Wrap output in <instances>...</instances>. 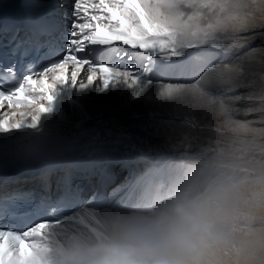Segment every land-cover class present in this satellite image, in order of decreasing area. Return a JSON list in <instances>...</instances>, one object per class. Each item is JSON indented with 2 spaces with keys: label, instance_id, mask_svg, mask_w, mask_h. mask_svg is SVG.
<instances>
[{
  "label": "bare ground",
  "instance_id": "1",
  "mask_svg": "<svg viewBox=\"0 0 264 264\" xmlns=\"http://www.w3.org/2000/svg\"><path fill=\"white\" fill-rule=\"evenodd\" d=\"M56 1L38 0L37 11ZM230 1L234 2L125 0V7L131 8L141 19L134 16L133 24L121 20V29L127 32V37L121 39L143 53V70L104 69L88 74L81 67L65 66L63 70L57 69L33 80L32 89L27 90V102L14 104L11 110L0 109V159L18 146H35L38 152L57 160L73 156L93 162L119 160L125 165L133 158L138 159L142 164L137 162L133 167L138 165L141 174L147 170L149 175L141 177L139 174L134 180L119 183L110 193L121 196L135 191L143 198L140 189L148 185L150 175L158 168L156 179L162 180L160 192L164 199L156 209L161 211L197 167L193 159H188L196 148L182 157L183 145L199 144L201 138L208 135L209 130L203 127L204 121L211 119L206 114L207 109L224 106L237 110L231 113L237 115L264 104V4L250 0L252 4L246 7L244 3L249 0H243V5L233 7ZM240 17L246 18L248 23L237 30L235 21ZM186 22L189 23L186 25ZM217 31L229 35L241 33L245 35L242 40L253 47L247 53L239 52L245 45L238 47L233 62L228 54L226 58L223 55L196 80L189 74L187 59L169 61L180 54H187L196 63L211 61L221 52L207 50L208 40L203 41L201 46L204 47L196 48L198 50L182 46V41L192 32L198 35ZM97 32L108 35L106 28L97 27ZM206 38L204 35L203 39ZM72 72L76 73L75 83L70 82ZM56 77L63 80L58 81ZM222 81H231L236 87ZM165 84L179 85L170 86L171 99L161 101L157 99V92ZM194 99H197V107L206 101L204 111L189 107ZM180 107L194 120L195 126L187 141L180 135L186 126L184 115L177 111ZM181 159H186L187 163L180 164ZM132 216L145 215L112 211L82 213L74 223L55 232L58 242L47 244L54 252L53 261L88 264L99 246L119 238ZM115 228L117 234L111 232ZM71 253L79 257L72 258Z\"/></svg>",
  "mask_w": 264,
  "mask_h": 264
},
{
  "label": "clouds",
  "instance_id": "2",
  "mask_svg": "<svg viewBox=\"0 0 264 264\" xmlns=\"http://www.w3.org/2000/svg\"><path fill=\"white\" fill-rule=\"evenodd\" d=\"M247 23L238 18L237 30ZM181 58L188 55L169 61ZM176 85L165 84L157 99H171L168 88ZM177 111L185 117L180 135L187 141L194 120L183 107ZM233 112L207 109L208 135L183 145L182 157L196 148L188 159L197 167L178 193L157 214L130 217L119 238L99 246L88 264H264V104Z\"/></svg>",
  "mask_w": 264,
  "mask_h": 264
},
{
  "label": "snow or ice",
  "instance_id": "3",
  "mask_svg": "<svg viewBox=\"0 0 264 264\" xmlns=\"http://www.w3.org/2000/svg\"><path fill=\"white\" fill-rule=\"evenodd\" d=\"M21 4L25 11L22 24H5L0 20V106L19 104L21 101L16 97L32 89L30 79H38L57 69L63 70L70 60L86 63L83 57L78 58L76 55H86V45L109 46L116 43L132 49L121 39L127 37V32L121 29V20L126 24H133L135 16L131 8L125 7V0H96L91 5L86 0H58L61 9L65 5L69 8L64 17L40 15L37 11L38 0H21ZM97 27L106 28L108 35L98 34ZM5 44L7 48L4 47ZM251 47L253 46L250 45L244 51ZM94 50L95 48L89 49ZM5 52L9 57L7 61ZM222 56L223 53H217L214 59L205 63H196L187 58L191 78L198 79ZM33 65L35 69H39L38 72ZM56 80L62 81L63 77H56ZM70 82H76L75 72L71 73ZM11 232L13 231L0 229L2 234ZM24 232L17 235L23 237ZM2 240L3 236H0V241ZM6 243L11 250V238Z\"/></svg>",
  "mask_w": 264,
  "mask_h": 264
},
{
  "label": "rangeland",
  "instance_id": "4",
  "mask_svg": "<svg viewBox=\"0 0 264 264\" xmlns=\"http://www.w3.org/2000/svg\"><path fill=\"white\" fill-rule=\"evenodd\" d=\"M241 3L243 5V0H234V2L233 1L229 2V4L231 6L233 5V7H236V6L239 7V5H241ZM244 4H246V7H248L249 5L252 4V2L249 0V3L246 2ZM135 18L141 19V18H138L137 15L135 16ZM188 23L189 22H186L185 24L187 25ZM199 24H202V22H200ZM204 35H206V37H207L206 39H203ZM217 36H218V38H217ZM243 36H245V35H242L241 33L229 35V33H220L218 31L217 32H212V33L210 32L208 34H198V35H197L196 32H192L188 38L183 39L182 46H186L190 50H198L199 48H203L204 47V46H201L203 44V41H207L208 40L210 42V45L207 47V50L216 51V52L219 51V52L223 53L224 58H226V56L228 54L229 57H230V60H232V57H233L234 53L239 50L238 47L241 48V46L245 45L243 48H241V51H239L240 53H247L249 51V50L246 51V52L244 51V49L249 48L250 44L248 45L242 40ZM218 40H220V41L218 42ZM231 44H233V45H231ZM196 48H198V49H196ZM231 49H232V51H231ZM205 52H207V51H205ZM233 61L234 60H232V62ZM57 84H59V83H57ZM193 101L194 102H193L192 105H190V106L187 105V106H189L191 108H194V109H197L198 112L199 111H204V108H205V105H206V101H203L199 105V107H197V105L195 104V102H197V99H194ZM157 210L158 209H153V211H150L144 217H150V216H153V215L157 214L159 212V210L158 211ZM117 231L118 230H116V228H115V230H111V232L115 233V234H117Z\"/></svg>",
  "mask_w": 264,
  "mask_h": 264
}]
</instances>
